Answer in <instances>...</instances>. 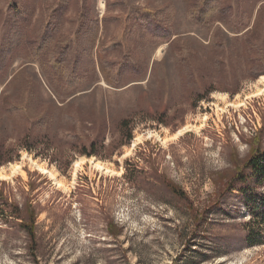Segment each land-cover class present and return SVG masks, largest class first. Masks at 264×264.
I'll use <instances>...</instances> for the list:
<instances>
[{
  "label": "rangeland",
  "instance_id": "obj_1",
  "mask_svg": "<svg viewBox=\"0 0 264 264\" xmlns=\"http://www.w3.org/2000/svg\"><path fill=\"white\" fill-rule=\"evenodd\" d=\"M70 1L56 34L60 46L76 38L84 9L98 26L97 44L118 35L122 18L116 15L132 17L140 8L156 13L172 7L163 14L172 36L164 43L145 41L142 78L112 87L97 66L79 92L61 90L59 75L46 68L48 50L33 59L26 42L13 53L0 73V169L9 172L11 164L22 163L24 173L0 178V264H264V228L257 229L245 203L251 193L239 190L246 185L231 189L226 182L252 145L259 142L264 151V93L252 96L264 73L251 76L247 54L252 52L242 42L247 30L252 33L262 70L264 0H228L241 24L242 17L250 19L242 32L233 30L236 21L231 27L195 23L188 17L192 0ZM59 2L0 0V43L12 6L26 10L31 30L26 39L32 41L36 22L49 21ZM212 42L222 47L216 50ZM176 49H184L194 67L200 84L195 94L193 88L184 91ZM127 53L117 50L112 59L120 61ZM198 90L209 93L196 102ZM241 100V107L222 110ZM10 106L19 108V115L9 112ZM40 113L50 120L35 132L38 137H30ZM123 122L132 128L130 141ZM203 124L172 138L186 126ZM76 131L81 141L64 140V134ZM85 141L103 155L75 152L72 146ZM92 158L114 173L96 169ZM33 161L62 184L40 173ZM76 162L81 164L77 169ZM250 174L249 169L242 176ZM255 184L248 178V186ZM253 192L264 195V186ZM16 211L26 225L32 222V229L15 217ZM253 233L259 243L251 245Z\"/></svg>",
  "mask_w": 264,
  "mask_h": 264
},
{
  "label": "trees",
  "instance_id": "obj_2",
  "mask_svg": "<svg viewBox=\"0 0 264 264\" xmlns=\"http://www.w3.org/2000/svg\"><path fill=\"white\" fill-rule=\"evenodd\" d=\"M70 2V0H60L57 9L49 17V21L36 22L38 24H36L35 28H32L35 38L32 41L26 39L27 33H30L31 31L26 24L28 20L26 10L18 5H14L10 8L11 10L6 20V24H8L7 31L1 38L2 40L0 43V73L5 70L7 62H9L13 53H15L22 44L27 42L32 45L31 53H33V55L31 58L33 59L42 56L48 50V53L46 54V68L55 75H59L61 80V90L66 93L81 91L87 84L89 74L96 70L97 66L109 85L112 87H122L127 84L128 78H142L143 74L146 73V69L141 65V56L144 52L143 48L145 41L151 38H158L164 43L168 42L172 36L170 30L167 28V23L164 22L163 19L164 12L167 11V13H171L173 10L172 7L170 10H160L156 13L146 10L145 8H140L132 17L116 15V19L122 18L120 20L122 21V28L118 30V37L111 38L109 41L102 40L97 44V38L95 39L94 37L98 32V26L97 24L93 26V22L88 21L87 10L84 9L81 12L80 18L77 19L81 23L78 31L75 33L76 38L73 39L72 37H69V39H67L68 41H66V43H68L60 46L57 42L56 34L59 26L66 19V13L69 12L71 8ZM190 3L188 17L199 25L220 23L231 27L234 21H236L237 27L233 28L235 32H242L250 26V19L247 17H242L241 24V18L236 14L232 2H229L228 0H192ZM111 5L116 6L117 3H110L109 6ZM219 27L220 25L217 24L216 29ZM251 35L252 33H249L247 30L246 33L243 34L242 42L245 46V51L252 52L251 54H247V61H249V64L253 67L251 69V76L255 78L264 73V68L258 71L257 63H262V61H260V57L258 58L255 56L258 53V50H256L255 47L258 46H253L254 44L251 41ZM174 42L175 39L172 40L173 45ZM96 44L97 52L95 55H91V51L96 47ZM212 46H214L216 50L222 47L220 42H212ZM117 50H123L128 53L122 60L114 61L112 59V54L117 52ZM255 50L256 52H254ZM215 57L216 58L213 59L214 62L217 63V55ZM88 58V69L85 70L83 63ZM175 58L180 69L181 77L183 78L184 91H187L188 88H193L194 90L192 93L195 94L200 84L194 76V67L192 63L187 60L186 51L184 49H181L180 51L176 49ZM197 93L196 102L206 98L209 92L206 94L205 92L201 93L198 90ZM8 111L17 115L20 113V109L15 106H10ZM72 118L76 119L73 116ZM72 118L66 116L67 120ZM36 119L37 121H35L30 127V137H34L35 132L44 130L50 117H48V114L43 113L41 115L40 113L39 117ZM121 125L123 133L124 131L126 132L127 129L129 130L127 140L130 141L132 138L130 132L132 131L131 126L128 125L127 122H123ZM260 132L261 131H258V134ZM63 138L66 141L70 139L81 141L80 137L78 138L77 131L76 135L73 136L70 134V136H68L64 134ZM82 144L83 145L81 146H72V148H74L75 152L80 155H103L102 152L94 150V147H96L95 143L87 144V142H82ZM25 147L29 150L33 149L32 146ZM252 147L255 148L250 150L251 153L249 157L237 162L238 164L235 166V171H231L230 175H227L226 182L228 183V186L232 187L231 189H234L238 184L246 185L239 190H241L243 194L251 193L245 200V203L251 211V214H253L252 220L257 222V229L261 230L259 227L264 228V195L253 191L254 189L256 190L257 187L264 186V151L259 149V142L252 145ZM1 155H3V152H1ZM10 161H12L11 158L5 160V162ZM2 163L3 162L0 161V166ZM245 168V171L249 169L251 171V174L248 177L242 176L244 175L245 171H243V169ZM251 177L256 181L254 187L248 186V178ZM176 189L178 190L180 188L177 186ZM176 193H180V191L178 190ZM2 211H4V204L0 201V212ZM18 212L16 211L15 217L17 219H22L25 226L31 225V227L29 226V229H32V222L31 224L26 225L25 220L20 217V212ZM255 236L256 235L253 233V236L249 239L251 245L259 243V241L255 239Z\"/></svg>",
  "mask_w": 264,
  "mask_h": 264
},
{
  "label": "bare ground",
  "instance_id": "obj_3",
  "mask_svg": "<svg viewBox=\"0 0 264 264\" xmlns=\"http://www.w3.org/2000/svg\"><path fill=\"white\" fill-rule=\"evenodd\" d=\"M255 91V92H254ZM253 91L252 96H258V95H262L264 93V75L263 77H261L257 83H256V89ZM250 96V95H248ZM225 99V98H224ZM244 104L243 101H234L232 103H226L225 106L222 107V110H224L225 108H228L229 105L232 106H237V107H241V105ZM205 121V117L202 118V123H204ZM204 126V124L202 126H186L183 129L179 130L178 132H176L172 138L178 137V135L183 134L184 132L191 130V129H201ZM163 139L164 142L167 141V139L161 138ZM91 163L95 166L96 169L98 170H104L107 173H114V171H112L109 167H107L105 165V163L100 160V161H95L94 158L90 159ZM34 165L37 167L38 171H40V173H44L49 175L58 185H61L62 182L58 179L57 175H55V173H53L50 169L46 168L42 163L40 164L37 161H33ZM81 164L79 162H76V169L80 166ZM75 169V170H76ZM9 172L6 171V168H2L0 169V178L3 179H8L11 178L13 175H15V173L21 171L22 173H24L23 169H22V163H15V164H11V167L8 169Z\"/></svg>",
  "mask_w": 264,
  "mask_h": 264
}]
</instances>
